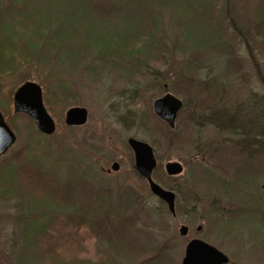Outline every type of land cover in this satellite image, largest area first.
<instances>
[{
  "label": "rangeland",
  "instance_id": "374dc122",
  "mask_svg": "<svg viewBox=\"0 0 264 264\" xmlns=\"http://www.w3.org/2000/svg\"><path fill=\"white\" fill-rule=\"evenodd\" d=\"M12 1L0 0V21ZM14 1L21 14L31 9L37 29L17 34L25 40L20 45L0 40L6 62L21 47L14 68L0 72V112L16 136L0 158V264H181L192 238L222 251L227 264H264V123L260 131L253 128L264 122V0ZM185 26L190 41L182 35ZM33 32L32 51L39 54L30 59L25 53ZM85 41L100 52L129 48L132 57L122 58L119 68L112 67L115 60H103L110 67L95 56L83 60ZM215 42L228 51H217ZM47 52L53 54L46 61ZM57 53L64 55L61 63ZM233 60L240 66L226 74ZM25 81L42 87L56 124L50 135H38L29 116L13 111L12 94ZM164 84L185 105L172 132L152 110ZM213 86L225 89L224 103L241 105L239 125L250 130H240V117L228 122L201 108ZM71 107L87 110L84 124L66 126ZM129 137L152 146L159 166L153 180L173 187L176 214L134 170ZM171 161L183 167L177 176L165 172ZM18 167L23 176L33 171L31 192ZM18 194L47 199L32 207ZM54 218L49 239L37 240L44 258L24 262V229Z\"/></svg>",
  "mask_w": 264,
  "mask_h": 264
},
{
  "label": "water",
  "instance_id": "95a60500",
  "mask_svg": "<svg viewBox=\"0 0 264 264\" xmlns=\"http://www.w3.org/2000/svg\"><path fill=\"white\" fill-rule=\"evenodd\" d=\"M12 106L15 113H23L29 116L34 122L36 129L44 134L50 135L55 131V121L48 113L43 104L42 88L33 81H25L12 94ZM183 102L170 92H166L157 97L152 103L153 112L164 120L169 127L173 128L175 117L182 108ZM87 110L84 107H71L65 113L64 123L67 126H79L87 120ZM15 134L8 126L2 113L0 112V156H2L15 141ZM127 144L131 148L134 156V170L145 179L153 195L164 202L167 210L174 215L175 213V193L163 188L152 178L153 170L156 166L153 148L145 141L129 137ZM119 163L113 162L112 170H118ZM167 175L177 176L183 170L182 165L177 161L167 162L164 165ZM200 230V226L198 227ZM181 235H186L187 228L180 226ZM184 255L181 264H227L228 256L215 246L199 239H190L184 248Z\"/></svg>",
  "mask_w": 264,
  "mask_h": 264
},
{
  "label": "trees",
  "instance_id": "16d2710c",
  "mask_svg": "<svg viewBox=\"0 0 264 264\" xmlns=\"http://www.w3.org/2000/svg\"><path fill=\"white\" fill-rule=\"evenodd\" d=\"M12 2H14V6H13V8L11 9V10H9V11H6V17L5 16H2V20L0 21V29H1V31H2V35H1V39L0 40H2V41H4V40H6L8 43L9 42H11V40H13V43H15V42H17V43H19V45L21 44V42L20 41H22L23 39L22 38H20V37H18V35L17 34H20L21 32H25V30H28L27 28L28 27H31V29H33L34 28V30L35 29H37L36 28V21L35 20H37V19H40V15L38 14L39 13V10H37L36 12H37V15L35 16V19H34V21L35 22H33V20L32 19H29V17H28V14H29V12L31 11V9H27L26 10V12L24 13V14H21V10H19V8L16 6V2L13 0ZM158 2H160L159 0H158ZM216 13V12H215ZM12 14V15H11ZM217 14L218 13H216V17H217ZM14 15L17 17L16 19L14 18ZM13 18H14V22H13ZM218 19H217V21L215 22V23H217V24H219V17H217ZM3 21H5V24L3 23ZM186 26H188V25H186ZM183 27V34L182 35H184V37L185 38H187V40L188 41H190V40H192L191 38H189L188 36V33L184 30V28H186L187 29V27ZM30 29V30H31ZM215 34L217 33V32H214ZM32 36H36V32H33L32 34H30V36L27 38V39H29V38H31ZM221 36V35H220ZM213 37H214V35H213ZM36 38H38V37H36ZM190 39V40H189ZM216 39V37H214V40ZM218 39V38H217ZM220 39V38H219ZM25 40H23L22 42H24ZM200 41H203V40H197V44L198 45H200L199 43H200ZM192 43H193V45H194V43H195V41L193 40V41H191ZM7 43V44H8ZM203 43V42H202ZM34 44H35V42H31V39H29V41H28V50H27V52L25 53V57H27V58H30V59H35V57H33L34 55L35 56H37L39 53H36V54H34L33 53V47H34ZM13 45V44H12ZM12 45H9L8 44V46H12ZM154 45V44H153ZM192 45V46H193ZM215 45H216V47H214V48H216V50L217 51H219V52H225V51H228V49H229V47L225 44V43H222V44H216V42H215ZM7 45H6V47H8ZM155 46V45H154ZM194 46H196V45H194ZM92 46H91V44H90V47H89V49H88V42H83V44H82V47H81V49H80V52H81V54H82V59L84 60V57H89V56H95L94 58H93V60H96L97 62L99 61V62H103V60H105V61H107V60H109V61H112L113 62V60H115V62H113V65H112V67H114V68H119V66L117 65L118 64V62H120L121 60H122V58L123 59H125V61L126 62H128L127 60H128V58H130V57H132L131 55V51H130V49L128 48V50H127V52H125V51H123V50H115L114 48L112 49V50H110V49H105V50H103L102 49V51L100 52L99 50L98 51H94V50H92V48H91ZM226 49V50H225ZM13 51V53L15 54L16 52H18V51H21V47H20V49H18L17 48V50H12ZM25 52V51H24ZM71 52H73V51H71ZM10 53V52H9ZM8 53V54H9ZM14 54H9V56H11L10 58V62H6V60L5 59H2V58H0V60H1V63H0V72H2V71H5L6 69H7V67L9 68V67H11V68H14ZM52 54L53 53H51L50 55H49V53L47 52L46 53V56L45 57H42V59L43 60H46L47 61V59H50L51 57H52ZM58 54V53H57ZM63 56L64 55H62V54H58L57 55V59H60V60H58L60 63L62 62V59H63ZM70 57V59L72 58V56H69ZM101 57L103 58V59H101ZM131 59V58H130ZM124 61V60H123ZM124 61V62H125ZM82 62V61H81ZM75 65H78L79 64V62H73ZM78 63V64H77ZM228 64L226 65V74H229V73H233L234 71H236L237 70V68H239V66H240V63H239V61H234L233 60V62H231V61H229V62H227ZM70 64H68V66H69ZM99 65H102V66H105V67H110L109 65H107V64H105L104 62H103V64H99ZM115 65H117V66H115ZM64 66V65H63ZM64 67H67V66H64ZM96 67H97V65H94L92 68H90L91 70H95L96 69ZM89 69V70H90ZM230 70V71H229ZM225 86V85H224ZM226 88H228L227 86H225ZM160 89L162 90V91H167L166 90V88H165V84L164 85H160ZM165 89V90H164ZM221 89H223V90H225L224 88H222V87H219L218 89H216V88H214V86H213V88L212 89H207V91H206V93H205V95H206V98L207 99H209L208 101H210V103H209V105L208 104H204V105H201V108L204 110V111H206V112H210V115H208V116H211V115H213V116H221L222 118H223V120H226V121H228V122H231V120L230 119H232V117H233V119H235V117L236 118H239L240 117V122L237 124L238 126H239V128H240V130H244V131H248V130H250V128H248V129H246V128H244V129H242L241 128V126L239 125V124H241L242 123V120H241V116H242V113H243V111L242 110H240V106L241 105H239V104H232V105H228L229 103V101L228 102H223V100L221 99L222 98V90ZM208 95V96H207ZM222 95V96H221ZM262 105L264 106V104L262 103ZM185 105H183V107H184ZM198 106H199V104H198ZM215 106V108H216V110H212L213 109V107ZM183 107H182V109L181 110H183ZM248 107V106H247ZM185 108V107H184ZM196 108H197V105H196ZM196 108H194V109H196ZM264 108V107H263ZM247 109H249V110H257V109H252V108H250V107H248ZM179 111V113L180 112H182V111ZM198 110H200V109H198ZM263 112H264V109H261ZM178 113V114H179ZM261 119H264V117L263 118H261ZM30 120V119H29ZM161 122H163L167 127H169L165 122H164V120L162 121V120H160ZM30 122H31V120H30ZM258 123H257V125L256 126H253V128L255 127V129L257 130V131H260L262 128H263V123L264 122H262V123H260L259 121H257ZM32 123V122H31ZM170 128V127H169ZM166 128L167 130H169L168 132H172V131H174L172 128ZM246 129V130H245ZM36 130V129H35ZM255 130V132H257ZM37 132V134L38 135H40L39 133H38V131H36ZM40 136H43V135H40ZM32 168V167H31ZM33 169V168H32ZM17 170H18V179H19V177L22 179V180H24V179H27L28 180V183L30 184L29 185V192H31L32 191V184L34 183L35 184V177H34V173H33V171H32V173H31V171H29L28 172V170H29V166H28V170L25 172V176H23L22 174H21V172H20V170H19V167L17 168ZM31 170V169H30ZM157 170H159V166L157 165L156 167H155V170H154V176H155V174H156V172H157ZM243 171H241V168H240V174H239V177H238V182L240 183V175H241V173H242ZM23 185H25V182H23ZM240 185V184H239ZM168 188L167 189H170V190H172L173 191V187H171V186H167ZM34 190V189H33ZM174 192V191H173ZM175 193V192H174ZM175 195H176V193H175ZM18 196H20L19 194H18ZM30 196H32L31 194H30ZM42 196V197H41ZM41 196H35V198H30V200H26V199H23L21 196H20V198H22V201H26L27 203H28V205L30 204L32 207L33 206H37V203L38 202H40V201H43V200H45V199H47L45 196H47V195H45V194H41ZM62 199H64V198H62ZM259 200V198H257V200L256 201H258ZM183 204V203H182ZM179 205H180V201L178 200V198H177V196L175 197V214L177 213V210H179L180 208H179ZM31 207V208H32ZM57 218H54L51 222H46V224H45V226L43 225V224H38L37 226H35V225H33V223L34 222H36V221H32L30 224H28V229H24V235H25V237H24V239H25V241L23 242V245H22V248H23V252L21 253V255H22V257H23V259L22 260H24V262H26L27 263V260H26V258L27 257H30V258H34V261H37L38 262V260H40L41 258H44V254H42V253H45L46 254V249H45V247H43V246H41V247H39L38 246V237H43V239L45 240L46 238L47 239H49L48 237V234H49V232H51V230H52V225H53V223L52 222H54L55 220H56ZM116 222V221H115ZM96 224H98V225H100V221L99 220H97L96 219V222H95V225ZM33 225V228H32V230H30V228H31V226ZM113 225V224H112ZM101 227H102V225H100ZM38 232H37V231ZM33 231V232H32ZM111 231H113V226H112V230ZM28 237V238H27ZM46 237V238H45ZM46 242H48L49 243V240H46ZM48 246L50 247V248H52V246H51V244L49 243L48 244ZM48 247V248H49Z\"/></svg>",
  "mask_w": 264,
  "mask_h": 264
},
{
  "label": "flooded vegetation",
  "instance_id": "af4514ba",
  "mask_svg": "<svg viewBox=\"0 0 264 264\" xmlns=\"http://www.w3.org/2000/svg\"><path fill=\"white\" fill-rule=\"evenodd\" d=\"M198 227H199V225L197 226L196 230H197V231H200V230L198 229ZM200 229H201V226H200ZM199 239H200V238H199ZM201 240H202V239H201Z\"/></svg>",
  "mask_w": 264,
  "mask_h": 264
}]
</instances>
